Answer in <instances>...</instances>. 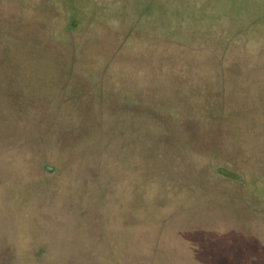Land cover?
Wrapping results in <instances>:
<instances>
[{
  "label": "rangeland",
  "instance_id": "obj_1",
  "mask_svg": "<svg viewBox=\"0 0 264 264\" xmlns=\"http://www.w3.org/2000/svg\"><path fill=\"white\" fill-rule=\"evenodd\" d=\"M128 260L264 264V0H0V264Z\"/></svg>",
  "mask_w": 264,
  "mask_h": 264
},
{
  "label": "trees",
  "instance_id": "obj_2",
  "mask_svg": "<svg viewBox=\"0 0 264 264\" xmlns=\"http://www.w3.org/2000/svg\"><path fill=\"white\" fill-rule=\"evenodd\" d=\"M169 6H171V5H169ZM127 264H133V263H131V260L129 261H127ZM142 264H152V262H150L149 260H145V262L144 263H142Z\"/></svg>",
  "mask_w": 264,
  "mask_h": 264
}]
</instances>
